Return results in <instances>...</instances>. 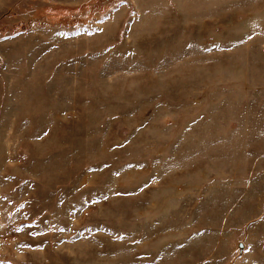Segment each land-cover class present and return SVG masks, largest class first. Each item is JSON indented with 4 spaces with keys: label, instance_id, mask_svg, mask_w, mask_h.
<instances>
[{
    "label": "rangeland",
    "instance_id": "rangeland-1",
    "mask_svg": "<svg viewBox=\"0 0 264 264\" xmlns=\"http://www.w3.org/2000/svg\"><path fill=\"white\" fill-rule=\"evenodd\" d=\"M0 264H264V0H0Z\"/></svg>",
    "mask_w": 264,
    "mask_h": 264
}]
</instances>
